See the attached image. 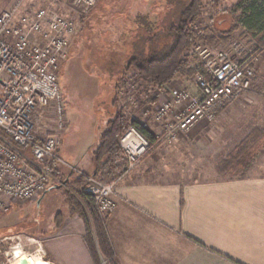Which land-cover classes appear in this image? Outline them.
Masks as SVG:
<instances>
[{"label":"rangeland","instance_id":"rangeland-1","mask_svg":"<svg viewBox=\"0 0 264 264\" xmlns=\"http://www.w3.org/2000/svg\"><path fill=\"white\" fill-rule=\"evenodd\" d=\"M148 1L99 0L90 12L82 13L73 7L72 0H0V13L11 3L17 2L20 13L46 8L51 13L66 15L76 25L69 55L59 72L70 126L60 133L56 152L58 160L54 167L60 170L65 179L77 173L73 168L85 169L82 164L87 162L100 134L117 110H123L130 120H134V117L145 118V112L150 110V116L144 120L148 123L154 117L160 99L157 92L152 89L150 82L138 79L134 69L127 72L125 69L133 56L136 42L149 34L146 24L152 22L155 26L159 25L172 11L173 3L177 0ZM145 2L151 12L149 16L140 13ZM203 4L202 16L194 28L206 30L214 38L199 42L214 49H225L238 60L253 57L256 70L252 90L247 93L248 98L244 96L236 101L249 104L227 119L229 125L225 130L231 136L234 134L236 141L246 138L254 130L262 133L263 137L256 144L255 158L246 168L235 165L228 167L223 163L240 142L221 144L219 147L217 144L208 145L210 149L203 150L201 160L188 164V168L194 170V174L189 177L200 181L246 175L264 162V51L255 52L252 32L240 22L242 11L238 7L246 4V0H203ZM235 25L240 27L233 33L232 41H226L228 30ZM190 56V61L197 57L193 49L190 50ZM198 71L205 72L203 67L198 68ZM192 76L189 75L187 80L192 82ZM40 126L46 130L43 131L45 133L55 129L48 116H44ZM207 140L210 141L209 138ZM232 146L234 148L230 150ZM123 158L125 160L124 155ZM55 186L51 185L47 195L40 201L14 202L10 211L0 212V264H27V259L33 264H50L45 260L40 243H34V240L25 236L34 234L29 231V226L39 219L42 222L40 226L48 229L50 218H55L58 212L67 214L65 199L67 201L68 194L74 198V209L88 208L81 194L83 188L68 184L60 188ZM89 216L92 218V214L89 213ZM9 219H18L16 225H10ZM36 231L39 232L38 229Z\"/></svg>","mask_w":264,"mask_h":264},{"label":"crops","instance_id":"crops-1","mask_svg":"<svg viewBox=\"0 0 264 264\" xmlns=\"http://www.w3.org/2000/svg\"><path fill=\"white\" fill-rule=\"evenodd\" d=\"M147 2L140 13L149 16ZM16 4L13 2L4 10ZM191 66L202 67L197 57L191 60ZM187 78L178 76L163 88L151 84L152 89L159 93L183 82L196 93V86ZM244 96L248 98V94ZM236 101L219 107L212 122L203 121L177 142L159 144L149 152L134 171L119 181L118 208L112 215L104 217L96 210L110 240L111 260L115 264H264V162L256 170L238 177L204 181L189 177L194 170L188 164L201 160L203 150L210 149L208 145L219 147L243 140L236 141L234 134L231 136L225 130L229 125L227 119L249 104ZM144 119L147 118L134 117L140 123ZM69 126L68 120L66 130ZM147 128L156 136L162 130L153 118ZM96 147L85 164L80 159L85 168L77 169L81 174L95 173ZM125 163L123 160L122 170ZM51 164L54 167L55 162ZM54 169L56 179L62 183L80 174L76 171L65 179L59 169ZM57 180L51 185H58ZM65 202L67 214L61 212L60 226L56 224V216L50 218L48 229L40 226L42 222L38 219L29 226L34 234L25 236L40 243L50 264H110L97 238L94 243L100 260H96L87 238L86 220L79 212L72 211L66 199ZM89 218L95 236L94 223ZM16 220L9 219L10 225H16Z\"/></svg>","mask_w":264,"mask_h":264},{"label":"built area","instance_id":"built-area-1","mask_svg":"<svg viewBox=\"0 0 264 264\" xmlns=\"http://www.w3.org/2000/svg\"><path fill=\"white\" fill-rule=\"evenodd\" d=\"M98 1L72 0V5L88 13ZM75 32L71 18L46 8L20 13L14 7L0 13V212L10 211L14 202L37 200L57 180L51 162L58 160V135L68 127L59 72ZM193 51L205 70L191 78L197 92L183 82L157 92L153 119L162 129L159 144L175 143L198 123L212 122L219 107L252 90L253 57L238 60L227 50L202 42ZM44 116L53 123L51 132L40 126ZM119 145L126 163L118 177L105 181L91 176L83 189L104 217L118 208L119 181L151 148L150 140L133 124L120 136Z\"/></svg>","mask_w":264,"mask_h":264},{"label":"trees","instance_id":"trees-1","mask_svg":"<svg viewBox=\"0 0 264 264\" xmlns=\"http://www.w3.org/2000/svg\"><path fill=\"white\" fill-rule=\"evenodd\" d=\"M170 11L159 25L146 24L148 36L139 39L135 44L133 56L127 62L126 72L134 69L142 82H150L155 88H163L178 76H189L198 69L191 66L190 50L200 40L214 38L209 32L195 29L194 26L203 13V0H177L173 3ZM238 9L242 11L241 24L251 30L255 40V52L264 51V0H246V4H240ZM235 25L228 30L226 41H232L233 33L239 28ZM156 30L153 34H151ZM137 126L150 140V152L159 146V141L147 127L138 120H130L123 110H117L113 118L109 120L108 126L99 136V142L93 152L96 171L93 174H79L75 180H68L67 184L83 188L91 176H100L104 179L113 180L122 171L123 150L119 145V138L130 125ZM0 129V134L2 135ZM262 133L258 130L252 131L244 138L235 150L224 160V165H235L246 168L255 158L257 143L261 142ZM63 187V186H62ZM48 191V190H47ZM46 191V192H47ZM81 194L87 201V207L74 209L72 194L67 195V202L72 211H77L86 220L88 226V241L96 260H100L98 249L94 243L98 239L102 254L115 264L111 259L113 251L110 240L106 234L105 226L98 217L94 203L90 196L83 190ZM89 213L92 214L95 236L91 230ZM62 213L56 215V224L60 226Z\"/></svg>","mask_w":264,"mask_h":264},{"label":"water","instance_id":"water-1","mask_svg":"<svg viewBox=\"0 0 264 264\" xmlns=\"http://www.w3.org/2000/svg\"><path fill=\"white\" fill-rule=\"evenodd\" d=\"M67 182H68V179H67L65 182H63V183L56 185L55 187L60 188V187H62V186H66V185H67ZM46 193H47V192H45V193L40 197V199H41L42 197H44ZM40 199H39V201H40ZM18 264H25V263H24V262H19Z\"/></svg>","mask_w":264,"mask_h":264},{"label":"bare ground","instance_id":"bare-ground-1","mask_svg":"<svg viewBox=\"0 0 264 264\" xmlns=\"http://www.w3.org/2000/svg\"><path fill=\"white\" fill-rule=\"evenodd\" d=\"M27 264H33V263H32V261L30 259H27Z\"/></svg>","mask_w":264,"mask_h":264}]
</instances>
